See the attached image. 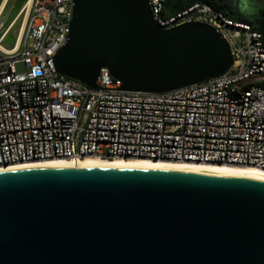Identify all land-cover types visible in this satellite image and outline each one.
Returning a JSON list of instances; mask_svg holds the SVG:
<instances>
[{
	"label": "water",
	"instance_id": "1",
	"mask_svg": "<svg viewBox=\"0 0 264 264\" xmlns=\"http://www.w3.org/2000/svg\"><path fill=\"white\" fill-rule=\"evenodd\" d=\"M233 59L214 26L163 27L150 0H74L69 39L54 56L61 73L90 87L106 67L123 89L141 91L221 75ZM0 264H264V177L170 167L0 171Z\"/></svg>",
	"mask_w": 264,
	"mask_h": 264
},
{
	"label": "built area",
	"instance_id": "2",
	"mask_svg": "<svg viewBox=\"0 0 264 264\" xmlns=\"http://www.w3.org/2000/svg\"><path fill=\"white\" fill-rule=\"evenodd\" d=\"M0 0V164L94 155L155 157L264 168V34L248 18L200 1L165 14L163 27L214 26L233 63L221 75L167 91L125 90L103 67L96 87L61 73L54 61L68 41L74 0H24L15 38ZM19 0H14V6ZM9 36L13 41L6 47Z\"/></svg>",
	"mask_w": 264,
	"mask_h": 264
},
{
	"label": "bare ground",
	"instance_id": "3",
	"mask_svg": "<svg viewBox=\"0 0 264 264\" xmlns=\"http://www.w3.org/2000/svg\"><path fill=\"white\" fill-rule=\"evenodd\" d=\"M147 167V168H173V169H203L210 172H223L237 175H260L264 177V168L254 165H238L218 162H194L186 160L151 159L148 157L124 158L116 156L103 158L87 155L82 158L54 157L40 160H26L14 163L0 164V171L17 170L35 167Z\"/></svg>",
	"mask_w": 264,
	"mask_h": 264
},
{
	"label": "rangeland",
	"instance_id": "4",
	"mask_svg": "<svg viewBox=\"0 0 264 264\" xmlns=\"http://www.w3.org/2000/svg\"><path fill=\"white\" fill-rule=\"evenodd\" d=\"M231 7L235 8L236 14L238 17L244 16L250 21L257 24L258 28L261 29V20H262V7L264 6V0H242L241 3H238L237 0H226ZM14 6V0H10L5 15H3L2 20L11 23L15 19V23L11 34L16 38L19 29L23 22V15H19L21 7L19 5ZM174 14V13H173ZM4 46L11 47L6 40L3 42Z\"/></svg>",
	"mask_w": 264,
	"mask_h": 264
},
{
	"label": "trees",
	"instance_id": "5",
	"mask_svg": "<svg viewBox=\"0 0 264 264\" xmlns=\"http://www.w3.org/2000/svg\"><path fill=\"white\" fill-rule=\"evenodd\" d=\"M205 1L213 5L216 9L224 11L226 14L230 13V6L227 3L226 0H166L165 2V14H172L175 12H178L179 10L185 9L186 7H189L197 2ZM238 3H241L242 0H237ZM254 23V22H253ZM261 24V31L264 34V6L262 7V20L260 22ZM254 26L258 28L257 24L254 23ZM259 29V28H258ZM264 85V83H263Z\"/></svg>",
	"mask_w": 264,
	"mask_h": 264
}]
</instances>
